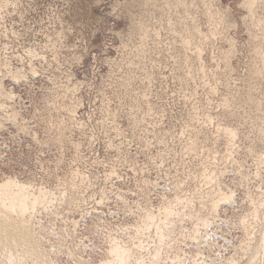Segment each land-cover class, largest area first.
I'll return each mask as SVG.
<instances>
[{
    "label": "rangeland",
    "instance_id": "obj_1",
    "mask_svg": "<svg viewBox=\"0 0 264 264\" xmlns=\"http://www.w3.org/2000/svg\"><path fill=\"white\" fill-rule=\"evenodd\" d=\"M256 5L264 17V0ZM249 14L245 0H0V81L14 90L19 112L0 128V177L65 195L53 214L39 215L56 263L103 264L115 238L142 239L148 258L157 237L137 227L149 209L176 196L187 201L186 218L171 229L162 263H219L248 239L245 221L258 235L264 77L253 75L260 26ZM223 126L235 131L232 144ZM204 171H214V186ZM210 187L235 198L220 205L209 236L193 225L211 213ZM196 235L209 237L210 249L191 243Z\"/></svg>",
    "mask_w": 264,
    "mask_h": 264
},
{
    "label": "bare ground",
    "instance_id": "obj_2",
    "mask_svg": "<svg viewBox=\"0 0 264 264\" xmlns=\"http://www.w3.org/2000/svg\"><path fill=\"white\" fill-rule=\"evenodd\" d=\"M186 1V0H185ZM259 0H245V4L248 7L249 13L251 14V16H254V21L256 22V26H260V28H258L260 30L259 34V39L258 41H260L261 43V47L260 49L257 51L258 53V57L260 59V65L259 68H257L254 71V76L255 77H264V17L262 16H258L257 15V11H256V3ZM183 2V1H182ZM184 3V2H183ZM182 4V3H181ZM263 11V10H262ZM261 13V12H260ZM263 13V12H262ZM249 14V15H250ZM255 15H257L258 17H256ZM261 15V14H260ZM264 15V14H263ZM262 17V18H261ZM247 18V17H246ZM249 18V17H248ZM258 18V19H257ZM250 19V18H249ZM190 20V19H189ZM193 22V19H192ZM194 24V23H192ZM251 24H252V20H251ZM253 24H255L253 22ZM252 24V25H253ZM256 26L254 27L256 30ZM189 28H194L195 27L192 25V27ZM197 29V28H196ZM254 30V29H253ZM191 31V30H190ZM199 31V30H198ZM258 31V30H257ZM200 32V31H199ZM197 31H194L196 36H199L200 39L202 38L201 32L199 33ZM255 32V31H254ZM259 32V31H258ZM147 33V32H146ZM190 33V32H189ZM193 33V30H192ZM251 33V32H250ZM157 34V33H156ZM204 34V33H203ZM207 34V33H206ZM150 35V34H149ZM205 35V34H204ZM203 35V36H204ZM255 35V33H254ZM253 36V35H252ZM199 37H197L199 39ZM254 37V36H253ZM195 39V37H193ZM192 38V39H193ZM186 41V40H184ZM187 42V41H186ZM190 42V41H189ZM187 42V43H189ZM186 43V44H187ZM194 45V42H192ZM191 44V43H190ZM190 44L187 48L190 47ZM192 45V44H191ZM184 44L181 46L183 47ZM196 46V45H194ZM193 46V48H194ZM192 48V47H191ZM190 48V49H191ZM195 52H196V57H200L201 56V51H200V47H195ZM189 50V49H188ZM187 51V50H186ZM194 51H192L193 53ZM194 52V53H195ZM3 65V64H2ZM6 66V65H5ZM4 66V67H5ZM9 66V65H8ZM29 66V65H28ZM32 66V65H31ZM21 67V66H20ZM33 67V66H32ZM3 68V66H2ZM7 68V67H5ZM4 68V69H5ZM14 68V67H12ZM17 68V67H16ZM31 68V67H28ZM34 68V67H33ZM11 70V68H9ZM21 69V68H20ZM32 69V68H31ZM6 71V70H5ZM4 71V72H5ZM16 71V70H15ZM33 71V70H32ZM30 70V72H32ZM10 72V71H9ZM22 72V71H21ZM35 72V71H34ZM3 73V72H2ZM12 73V72H11ZM18 73V70H17ZM15 73V74H17ZM7 74V72H6ZM36 74V72L34 73ZM11 75V74H10ZM7 76V75H6ZM22 76V73H21ZM20 76V77H21ZM253 76V77H254ZM4 77V75H3ZM11 77V76H10ZM13 77H16L15 75ZM2 78V77H1ZM5 78V77H4ZM19 78V77H18ZM12 79V78H11ZM16 79V78H15ZM4 80V79H3ZM14 81V80H13ZM16 81H18V79H16ZM15 98V93L13 89H8L5 84L3 82L0 81V128L5 126V121L8 120L11 122V120H17L18 117V111L17 109H15V106L11 103L12 99ZM252 98V97H251ZM16 99V98H15ZM253 100V99H252ZM14 102V100H13ZM252 103V102H251ZM254 105L257 107H255L256 109H258L261 105V103H257L256 101L253 102ZM260 109V108H259ZM11 119V120H10ZM14 123V121H13ZM15 124V123H14ZM24 124V123H23ZM22 125V124H21ZM28 126V125H27ZM27 126H22L23 132L26 130L27 131ZM29 127V126H28ZM221 132L223 134H225V136L228 139V143L232 144L233 140L235 138V131L228 127V126H223L220 128ZM118 133V132H117ZM119 135V134H118ZM1 141V140H0ZM123 141V140H122ZM118 146V145H117ZM263 156L260 155V158H262ZM207 170V169H206ZM205 172V171H204ZM209 172V171H207ZM212 172V171H211ZM110 173V172H109ZM213 173V174H212ZM212 173H204L206 174V182L210 185L212 184L213 186L216 183V176L214 175V171ZM111 174V173H110ZM114 174V173H113ZM111 176V175H109ZM114 176V175H112ZM218 177V176H217ZM107 178V177H106ZM110 179H112L110 177ZM218 181V180H217ZM222 182V181H221ZM220 182V183H221ZM223 184V183H222ZM161 186V185H160ZM211 186V185H210ZM212 186V187H213ZM217 186V185H216ZM220 186V185H219ZM223 186V185H222ZM158 187V186H157ZM208 187V185H207ZM212 187H210V189H212ZM60 189V187H57ZM159 188V187H158ZM161 188V187H160ZM164 188V187H163ZM227 188V187H225ZM55 189V188H54ZM208 188V190H210ZM214 189V188H213ZM212 189V193H209V195L211 194V198H210V203L209 205L211 206V213L213 215V218L217 215L218 209L220 207V205H222L225 202H229V200H232L234 197L232 191L224 189V188H216L213 190ZM164 190V189H163ZM125 192V191H124ZM210 192V191H209ZM62 192L59 190H53L50 189L44 185H33L30 184L29 182L17 179L15 177L12 176H4V177H0V264H58L55 262V260H53L50 256V253L45 249L44 247V243L45 240L43 239V237L40 234V231L42 229V221H41V217H39L40 214L42 213H47L50 214L52 213V209L54 206L61 204L62 202ZM105 195V194H104ZM103 195V197H104ZM122 195V194H121ZM118 196V195H117ZM102 197V196H101ZM107 198V196H105ZM121 197V196H120ZM177 197V198H176ZM174 200L168 202L167 206H162V207H155L153 209H149L148 212H146V214L144 215L141 223H140V227H137L136 231L139 232H143L146 234V232L150 233V232H154L155 239L157 237V247L155 250V253H153L152 255H150L151 253H149L148 255H150L148 258L146 256V254H144L142 256V251L147 250L146 248V243L145 241H143L142 239L138 240L137 242L133 241L134 243L131 245H127V244H123L122 241H118L116 238L115 240L113 239V241L110 239L109 241H112L108 251V258H106V260L103 262V264H161L162 262V256H161V249L163 248V246L166 243L167 238L169 237V234L171 232V229L174 228L175 223L177 221H179L184 215V212H186V210H182V209H186V207L184 208V204L187 201H185V199L181 198L179 196H176ZM205 197H208L205 196ZM100 198V197H99ZM232 198V199H231ZM235 198V197H234ZM118 199V198H117ZM123 199V198H122ZM121 199V200H122ZM249 199V198H248ZM65 199H63L64 201ZM100 200V204L102 203L101 200L103 201V198L99 199ZM110 200V199H109ZM120 200V199H119ZM108 201V199H107ZM204 201V200H203ZM258 201V200H256ZM262 201V199H261ZM106 201H104L103 203H105ZM109 202V201H108ZM106 202V203H108ZM111 202V201H110ZM109 202V203H110ZM206 201H204L205 203ZM234 202V201H233ZM252 202V200H251ZM63 203V202H62ZM96 203H99L96 202ZM249 203V202H248ZM256 203V202H255ZM207 204V203H206ZM232 204V203H231ZM253 204V203H252ZM262 204V203H261ZM62 205V204H61ZM166 205V204H165ZM236 205V204H235ZM233 205V206H235ZM238 205V204H237ZM251 205V204H250ZM249 205V206H250ZM254 205V204H253ZM97 206V204H96ZM100 206V205H99ZM245 206V205H244ZM259 206V204H258ZM263 206V205H262ZM232 207V206H231ZM248 207V206H247ZM255 207V206H254ZM253 207V208H254ZM98 208V207H97ZM182 208V209H181ZM208 208V207H207ZM236 208V206H235ZM250 208V207H248ZM261 208V206L259 207ZM55 209V207H54ZM60 209V207H59ZM210 209V208H209ZM57 210V209H56ZM98 210V209H97ZM257 210V209H255ZM61 211V210H60ZM59 211V212H60ZM101 211V210H100ZM248 212V211H247ZM58 213V211H57ZM61 213V212H60ZM255 213V212H254ZM53 214V213H52ZM51 214V215H52ZM188 214V213H187ZM246 214V213H245ZM244 214V215H245ZM250 214V212H249ZM252 214V212H251ZM258 214V213H256ZM55 215V214H54ZM196 215V214H195ZM198 215V214H197ZM201 215V214H200ZM209 216L207 217H202V216H197L195 217V226L194 228L199 232V230H205V234H206V230L210 229V227H213V225L215 224L214 222L218 221L217 218L214 220H212V218ZM57 216V215H55ZM239 216V215H238ZM254 216V215H253ZM193 217V216H191ZM219 217V216H218ZM263 217V216H262ZM186 218V217H183ZM182 218V219H183ZM224 218V217H223ZM240 218V217H239ZM252 217L250 216V219ZM73 219V218H72ZM190 219V216H189ZM194 219V218H192ZM247 219V218H245ZM249 219V220H250ZM254 219V218H253ZM257 219V217H256ZM216 220V221H215ZM221 220V219H219ZM73 221V220H72ZM192 221V220H191ZM222 222H225L223 220H221ZM239 221V219H238ZM237 221V222H238ZM243 221V220H242ZM255 221V219H254ZM236 222V221H235ZM244 222V221H243ZM247 221H245L246 223ZM181 223V222H180ZM194 223V221H193ZM244 223V228L246 230V235H248V239L244 240L243 242L240 243L239 241V245L236 248L234 254H232L229 257H223L222 260L219 261V263H216L214 260L217 259L215 258L214 260L209 257L206 260V257L201 261L202 264H263V261L261 260L264 254V221H263V225L259 228L258 231V235L256 234V236L251 235V228ZM261 223V222H260ZM259 223V224H260ZM178 224V222H177ZM217 224V223H216ZM228 224H230L228 222ZM238 224V223H237ZM241 224V222H240ZM239 224V225H240ZM219 226V225H216ZM215 226V227H216ZM235 226V225H234ZM241 226V225H240ZM258 226V225H256ZM179 227V226H178ZM238 227V226H237ZM255 227V226H253ZM44 228V226H43ZM176 228V227H175ZM214 228V227H213ZM212 228V229H213ZM233 228V227H232ZM236 228V227H235ZM240 228V227H239ZM211 229V230H212ZM223 229V228H221ZM218 230V232L221 231ZM241 229V228H240ZM216 230V229H215ZM225 230V229H224ZM255 230V229H254ZM252 230V231H254ZM195 231V233L197 232ZM137 232V233H139ZM191 232V231H190ZM197 232V233H198ZM210 232V231H209ZM234 232V230L232 231ZM194 233V234H195ZM216 234V232H213V234ZM191 234V233H190ZM193 234V232H192ZM200 234V233H199ZM212 234V233H211ZM245 234V233H244ZM138 234L135 233V236H137ZM150 235V234H149ZM149 235H145L148 236ZM152 235V233H151ZM172 235V233H171ZM170 235V236H171ZM204 235V234H203ZM202 235V236H203ZM209 235L210 234H206ZM227 235V234H225ZM234 235V234H233ZM139 236V235H138ZM141 236V235H140ZM143 236V235H142ZM153 236V235H152ZM221 236V235H220ZM228 236V235H227ZM226 236V237H227ZM193 237V236H192ZM192 237H190L191 239V243L192 240L195 242L197 248L200 251H203V253L205 252V249H210V247L208 248V246L210 245V243L208 242V239H205L204 237H200L196 235V237L193 239ZM212 237V236H211ZM55 238V237H54ZM60 238V237H59ZM145 238V237H144ZM143 238V239H144ZM234 238V237H233ZM236 238V237H235ZM239 238V237H238ZM48 239V238H47ZM173 239V238H172ZM220 239V238H219ZM242 239V238H241ZM56 240V239H55ZM54 240V241H55ZM133 240V239H132ZM210 240V239H209ZM237 240V239H235ZM60 241V240H59ZM190 241V240H189ZM216 241V239H215ZM225 241V240H223ZM222 241V242H223ZM228 241V240H227ZM233 241V240H231ZM147 242V241H146ZM168 242V241H167ZM171 242V241H169ZM48 243V242H47ZM173 243V242H172ZM226 243V241H225ZM234 243V242H233ZM171 244V243H169ZM167 244V245H169ZM185 244V243H184ZM183 244V245H184ZM187 244V243H186ZM55 245V244H54ZM188 245V244H187ZM215 245V244H214ZM235 245V244H234ZM46 246V245H45ZM156 246V244H154V247ZM223 246V245H222ZM229 246V245H228ZM57 247V246H56ZM55 247V248H56ZM60 247V246H59ZM58 247V248H59ZM167 247V246H166ZM192 247V246H191ZM214 247V246H213ZM224 247V246H223ZM53 249V247H51ZM62 248V247H61ZM165 248V247H164ZM195 248V247H193ZM218 248V247H217ZM49 249V248H48ZM65 249V248H64ZM213 249V248H212ZM228 249V247H227ZM235 249V248H234ZM194 250V249H193ZM214 250V249H213ZM224 251V249H222ZM61 251V250H60ZM68 251V250H67ZM195 251V250H194ZM209 251V250H208ZM207 251V252H208ZM220 251V250H219ZM230 252L232 250H229ZM51 252V251H50ZM53 252V251H52ZM51 252V255H52ZM106 252V251H105ZM202 253V252H201ZM224 253V252H223ZM229 253V252H226ZM71 254V252H70ZM219 254V253H218ZM217 254V255H218ZM194 255V253H193ZM209 255V254H208ZM214 255V254H213ZM216 255V256H217ZM225 255V253L223 254ZM72 256V255H71ZM171 256V255H170ZM173 256V255H172ZM176 256V254H175ZM174 256V257H175ZM215 256V257H216ZM78 257V256H77ZM105 257V256H104ZM164 257V256H163ZM166 257V256H165ZM181 257V256H179ZM184 257V255H183ZM182 257V258H183ZM195 257V256H194ZM204 257V256H201ZM173 258V257H172ZM181 258V259H182ZM193 258V257H192ZM196 258L199 259L200 256H198L196 254ZM75 259V258H74ZM78 259V258H77ZM80 259V258H79ZM164 259V258H163ZM167 261H169L168 258ZM190 259V257H189ZM196 259V260H197ZM209 259V261H208ZM219 259V257H218ZM264 259V258H263ZM171 260V259H170ZM175 262L176 260H178V258H174ZM185 260V259H184ZM183 260V261H184ZM187 260V259H186ZM194 260V261H196ZM79 261V260H78ZM166 261V262H167ZM191 262L193 260H190ZM165 261L163 260V263ZM189 262V260L187 261ZM200 262V263H201ZM162 263V264H163ZM171 264L174 263V261H170ZM178 264H183L181 263L180 259L176 262ZM174 263V264H176ZM198 263V262H197ZM194 263V264H197ZM61 264V263H60ZM102 264V263H100ZM165 264V263H164ZM167 264V263H166ZM169 264V263H168ZM188 264V263H187ZM199 264V263H198Z\"/></svg>",
    "mask_w": 264,
    "mask_h": 264
}]
</instances>
